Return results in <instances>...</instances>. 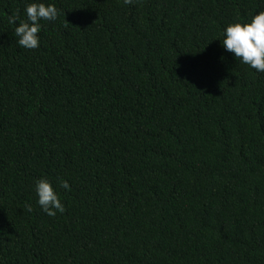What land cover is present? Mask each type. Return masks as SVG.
Instances as JSON below:
<instances>
[{
    "label": "trees",
    "instance_id": "trees-1",
    "mask_svg": "<svg viewBox=\"0 0 264 264\" xmlns=\"http://www.w3.org/2000/svg\"><path fill=\"white\" fill-rule=\"evenodd\" d=\"M32 2L0 0V264H264V72L222 45L264 0H40L26 49Z\"/></svg>",
    "mask_w": 264,
    "mask_h": 264
},
{
    "label": "clouds",
    "instance_id": "clouds-1",
    "mask_svg": "<svg viewBox=\"0 0 264 264\" xmlns=\"http://www.w3.org/2000/svg\"><path fill=\"white\" fill-rule=\"evenodd\" d=\"M134 0H124L125 4H132ZM27 19L21 20L19 10L9 17V22L15 24V36L17 43L26 49L39 47V32L41 20L55 21L59 16V10L55 4H46L35 0L29 3L25 9ZM223 47L235 55L243 64L249 65L258 72H264V10L252 17L250 22H234L227 26L225 38L222 39ZM61 187L70 190L68 181L61 180ZM38 196V204L49 216H55L56 212L63 213L65 206L47 177L39 178L35 184ZM26 210L33 211L32 206H26Z\"/></svg>",
    "mask_w": 264,
    "mask_h": 264
}]
</instances>
